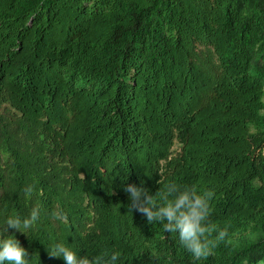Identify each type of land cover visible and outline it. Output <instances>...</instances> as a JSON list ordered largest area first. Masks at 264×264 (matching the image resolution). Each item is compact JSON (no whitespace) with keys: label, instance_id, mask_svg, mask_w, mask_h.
<instances>
[{"label":"trees","instance_id":"obj_1","mask_svg":"<svg viewBox=\"0 0 264 264\" xmlns=\"http://www.w3.org/2000/svg\"><path fill=\"white\" fill-rule=\"evenodd\" d=\"M168 181L214 190L206 259L129 208ZM33 208L32 264H264V0H0V230Z\"/></svg>","mask_w":264,"mask_h":264},{"label":"clouds","instance_id":"obj_2","mask_svg":"<svg viewBox=\"0 0 264 264\" xmlns=\"http://www.w3.org/2000/svg\"><path fill=\"white\" fill-rule=\"evenodd\" d=\"M167 160H158V171L163 170ZM149 166L156 165L149 163ZM108 182L110 190L106 204L115 208L119 184L110 177ZM31 190L30 186L28 191ZM125 191L129 193L131 201L129 208L144 214L148 222H161L165 231L178 233L180 244L194 260L201 261L210 256L217 242L226 234L225 230H218V226L209 220L210 201L214 195L211 188L200 189L195 184L181 187L174 181H168L155 194L134 183L126 184ZM41 215V208H33L27 216L13 212L4 218L3 229L0 230V264H32L33 255L30 258L28 250L14 233H7L9 229H15L27 234ZM51 216L63 219L66 213L62 209L54 210ZM47 251L51 257L62 258L65 264H117L121 255L118 250H106L91 256L80 255L72 244L60 240L53 242Z\"/></svg>","mask_w":264,"mask_h":264}]
</instances>
